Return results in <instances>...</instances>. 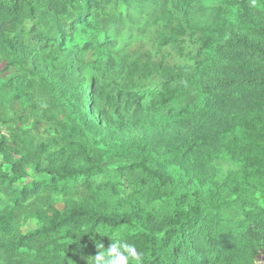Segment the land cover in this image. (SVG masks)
Returning a JSON list of instances; mask_svg holds the SVG:
<instances>
[{"label":"trees","instance_id":"obj_1","mask_svg":"<svg viewBox=\"0 0 264 264\" xmlns=\"http://www.w3.org/2000/svg\"><path fill=\"white\" fill-rule=\"evenodd\" d=\"M37 12L52 32L32 26L14 35ZM195 13L208 18L194 23ZM173 14H191L190 24L177 26ZM38 43L76 57L99 49V66L119 67L121 77H94L81 94L45 93L39 110L56 148L0 138V164L10 167L0 171V197L9 200L0 201V264H85L114 232L135 244L144 264H253L264 252V0H0V49L34 67L30 76L37 65L27 52ZM102 131L131 135L106 151L133 159L122 168L139 171L146 189L136 193L151 196L120 215L96 203L102 153L84 140ZM220 153L236 166L225 183L230 199L163 193L170 168L178 167L177 183H202ZM31 165L46 177L14 187ZM56 193L65 197L62 210ZM26 214L38 227L15 232Z\"/></svg>","mask_w":264,"mask_h":264},{"label":"rangeland","instance_id":"obj_2","mask_svg":"<svg viewBox=\"0 0 264 264\" xmlns=\"http://www.w3.org/2000/svg\"><path fill=\"white\" fill-rule=\"evenodd\" d=\"M167 6L170 13H173L176 6L172 4H167ZM188 12L191 13V9ZM168 18H173L172 21L177 26L186 25L190 24L191 14L186 17L173 14L168 15ZM207 18L208 15L205 13L203 16L195 13L191 21L203 24ZM32 26H35L41 33L52 32L51 20L37 12L32 18L26 19L19 28L21 31L18 30L14 35L20 32L26 34ZM134 49H136V45L129 48L130 51ZM71 51V49L65 48L57 53L53 48H49V52H46V48L38 43L34 46L32 52H27L28 62L32 61V64L37 65V71L33 76H30L34 67L27 69L26 66L20 63H12L11 58L0 49V138L6 139L8 145H12L11 139L13 137H18L20 140L24 138L28 140L31 144L26 145L31 148L41 143L51 149L56 148L53 147L54 143L50 142V136L53 135V132L46 123L43 112L39 110L40 103L46 98L45 93L51 91V87L62 88L68 96L71 91L74 94H81L83 83H88L94 77L95 79L102 77V79L114 80L121 77L119 67L110 69L105 67L102 69L99 66L100 64L97 62L100 61L99 49L82 53L79 57H76L75 52L70 53ZM3 68H7V70L2 72ZM102 107L104 105H101ZM57 115L56 118L60 120L61 116ZM168 122L172 123V120L170 118L164 119L161 125L166 127ZM126 136L112 137L106 131H102L97 136L88 135V139L84 140L85 144L88 145V149H94L95 152L102 153L98 158L101 159L104 172L94 175L92 180L94 184L103 188L96 203L103 212L109 215L130 212L137 203L145 205L147 200L151 198V196L136 193V191H145L146 189V187H140L142 176L140 172L136 171L130 174L125 168H122L133 163V159L116 157L115 154H110L114 151H106L108 146L121 141L127 142L131 139L129 133ZM218 158L219 160H216L215 165L208 172V177L202 183L197 181H192L188 185L177 183L180 180L178 167L170 168L173 177L172 184L163 187V193H167L169 196L173 193L176 197L184 194L190 202L195 199L202 201L230 199V193L225 183H229L230 177L228 176L236 166L234 162L229 161L221 153L218 154ZM0 171L9 173L10 167L6 164H0ZM25 171L26 177L21 183L14 184L17 189L23 183L46 177L44 173L36 170L34 165L28 166ZM64 200L65 197L61 193H56L52 197L55 207L59 210H62ZM0 201L5 204L9 203L6 197H0ZM22 217L21 221L13 224L15 232L18 231L20 234H24L38 227L36 220L30 218L27 214ZM87 263L93 264L92 258ZM253 264H264V252L260 251L254 255Z\"/></svg>","mask_w":264,"mask_h":264},{"label":"clouds","instance_id":"obj_3","mask_svg":"<svg viewBox=\"0 0 264 264\" xmlns=\"http://www.w3.org/2000/svg\"><path fill=\"white\" fill-rule=\"evenodd\" d=\"M98 253L92 257L93 264H144V254L137 250L135 244L130 243L119 232L111 235V242L107 250L97 243Z\"/></svg>","mask_w":264,"mask_h":264}]
</instances>
